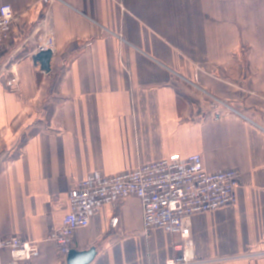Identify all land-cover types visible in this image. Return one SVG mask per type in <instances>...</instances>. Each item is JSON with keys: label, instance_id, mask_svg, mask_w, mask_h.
Instances as JSON below:
<instances>
[{"label": "crops", "instance_id": "1", "mask_svg": "<svg viewBox=\"0 0 264 264\" xmlns=\"http://www.w3.org/2000/svg\"><path fill=\"white\" fill-rule=\"evenodd\" d=\"M20 17L0 47V237L38 243L18 264H67L75 185L170 154L241 173L232 207L193 218L200 264H264V0H0ZM51 71L33 57L45 15ZM16 80L20 91H8ZM181 240L144 233L140 201L95 213L74 249L91 264H166ZM0 250V264H10Z\"/></svg>", "mask_w": 264, "mask_h": 264}, {"label": "built area", "instance_id": "2", "mask_svg": "<svg viewBox=\"0 0 264 264\" xmlns=\"http://www.w3.org/2000/svg\"><path fill=\"white\" fill-rule=\"evenodd\" d=\"M20 17L11 5L0 7V47L9 39ZM56 50L55 31L48 19L42 20L35 55ZM10 93L20 91L19 82L7 85ZM241 173L235 169L209 172L200 154L183 156L175 153L160 160L141 164L132 171L103 175L93 173L78 182L69 196V211L60 228L51 229L49 241L67 257L74 249L75 233L87 228L91 217L103 207L137 198L143 209L144 233L161 229L180 238L174 245L176 257L166 264H200L194 255L191 238L193 218L232 207L237 201ZM11 252L10 264L29 261L40 255L38 243L19 236L0 237V250ZM264 256V252L257 254Z\"/></svg>", "mask_w": 264, "mask_h": 264}, {"label": "water", "instance_id": "3", "mask_svg": "<svg viewBox=\"0 0 264 264\" xmlns=\"http://www.w3.org/2000/svg\"><path fill=\"white\" fill-rule=\"evenodd\" d=\"M54 57L53 51L40 52L33 57L35 65H39L45 73L51 71V62ZM97 256V250L92 247L88 250L79 251L73 249L67 256V264H91Z\"/></svg>", "mask_w": 264, "mask_h": 264}]
</instances>
